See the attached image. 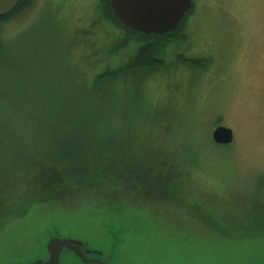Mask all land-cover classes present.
Here are the masks:
<instances>
[{
	"label": "rangeland",
	"instance_id": "374dc122",
	"mask_svg": "<svg viewBox=\"0 0 264 264\" xmlns=\"http://www.w3.org/2000/svg\"><path fill=\"white\" fill-rule=\"evenodd\" d=\"M15 2L0 0V14L8 11ZM99 2L37 0L31 9L9 24L5 33L10 38L16 37L17 42L2 50L0 120L8 113L16 136L22 137L21 141L26 143L29 151L39 145V150L48 148L55 152L62 145L57 146V139L66 132L70 140L72 131H75L80 136L87 134L89 138H93L90 134L95 133L96 143L102 135H109L113 145L118 146L125 139L135 142L137 138L143 139V144H139L146 147L148 153L156 151L160 160L149 172H144L138 160H134V165L141 172L90 173L75 168L61 172V166L50 172L53 166L50 162H47L44 172H25V169L24 172H9L21 163L13 162L8 154L4 156L5 152H10L12 143L0 137V187L10 185L18 194L24 195L31 191L33 195H39L41 192L87 189L82 191L85 196L80 192L82 198L78 200L82 204L75 206L67 198L62 202L67 201L63 206L75 207H41L2 231L0 264H27L28 260L38 256L35 255L37 252L42 258L45 255L42 247L46 241L42 233L49 230L53 234L56 231L63 238L90 243L93 249L105 253V261L111 262V251L125 226L109 223L107 226L112 239L109 236L103 246L100 240H106L102 231L104 224L102 226L101 221L98 224L91 218H107L110 213L118 215L117 203L105 196V190L114 187L119 190L118 184L139 187L137 191L149 190L148 200L159 195L166 197V194L173 199L189 196L196 201L197 197L205 205L204 210L214 216L219 212L235 215L250 205L259 215L264 213V0H194L185 37L170 44L163 53L168 62L167 69L153 75H131L139 80L143 94L148 93L146 98L150 96L153 99L151 114L147 108L138 110L130 119L131 123L121 122L119 127L103 132L101 129L106 125H113L108 121L102 122L104 117L101 116L102 123L93 129L82 120L89 112H102L112 108V104L104 106L100 103V95L87 97L83 100H88L85 103L69 101L74 80L82 93L91 91L94 85V69H87L88 62H81L80 57L96 49H111L117 40V34L110 26L98 23ZM134 53L135 48H130L127 56ZM122 58L117 59V67L124 64ZM194 58H206L209 64L204 70H194L176 63L178 59L183 62ZM23 89L33 91L26 92L30 95L25 96L30 98L27 102L21 99ZM8 102L10 105L5 107ZM120 104L121 109L136 107L133 95L125 96ZM76 110H83L77 117L79 122L66 124L63 112L75 113ZM24 117L29 120L25 121ZM66 117L70 118L67 114ZM86 118L92 120L90 115ZM218 120L221 126L235 133L233 145L227 148L217 147L212 141ZM200 132L205 136L203 146ZM16 144L20 149L23 147L19 142ZM122 152L116 153V158L112 155L103 157L107 161L97 158L96 164L101 161L100 164L126 166L128 163L117 160ZM200 154V157L205 155L200 165L202 163L206 171L200 172L196 169L201 167L188 165L189 160ZM164 155H167L166 159ZM36 167L38 163H35ZM114 173L124 177L119 179L117 186H110L107 180ZM90 181L96 183L93 190L96 193L90 191L87 185ZM97 193L100 194L95 196ZM71 195L74 192L68 196ZM154 207L161 216L169 212L163 204ZM47 219L49 224L46 222L40 229L36 222L43 223ZM180 221L186 232H206L193 220ZM200 241L204 247L198 252L183 244L184 241L180 243L179 248L186 259L180 264H248L264 258V250H258L263 249L259 248L260 243H255L258 245L255 249L261 254H255L253 250L247 252L254 246L246 247L240 242L211 237L210 234ZM241 241L246 243L247 239ZM119 247L127 259H118L113 264H162L155 257H150V249L136 244L134 238L122 241ZM65 255L68 256L65 264L78 263L71 257L73 255L66 252L63 261Z\"/></svg>",
	"mask_w": 264,
	"mask_h": 264
},
{
	"label": "trees",
	"instance_id": "16d2710c",
	"mask_svg": "<svg viewBox=\"0 0 264 264\" xmlns=\"http://www.w3.org/2000/svg\"><path fill=\"white\" fill-rule=\"evenodd\" d=\"M36 1L37 0H16V2L8 11L0 14L1 63L2 50L17 42L16 37L10 38L6 35L5 32L7 27L9 24L20 18L25 12L31 9ZM98 10V23L100 22L110 26V28L115 31L113 33L117 34L116 43L112 45L111 49L106 51L96 49L95 52L93 51V53H89L87 52V47L85 48V51L87 52L86 56L81 55L83 58L80 57V59L81 62L84 60L88 62L87 69H94V85L91 91H84V93H82L78 91L77 85L75 84L76 81L74 80V84L70 90L71 97L68 98L69 101L76 104L77 102H87L88 100L83 102V100H85L87 97H98V95H100V103H103L104 106L112 104L113 110L112 108H106L103 109L104 111L102 112L91 111L86 117L90 115L92 120H89L86 117L82 120V123H87L92 129L97 128L94 126H98L102 122L108 121L113 124L111 126L106 125L104 129H101L103 132L115 127H119L121 122L122 124L131 123L132 121L130 119L138 110L147 108L149 109L148 113L151 114L153 108V99L150 96L146 98L148 93L143 94V89L141 85H139V80L132 78L131 75L140 73L153 75L163 72L167 69L168 62L166 61V57H164L163 53L165 49L170 46V44L180 41L185 37L187 28L186 25L189 15L192 11L186 15L180 26L175 31L161 36L139 33L127 27L114 14L110 0H100ZM130 48H135V53L132 56H127ZM119 57H123L122 59L125 61L123 65L117 67L116 61ZM176 63L190 69L193 68L194 70H204L209 64V61L206 58H194L183 60V62L178 59ZM98 66H100V69L95 70ZM1 67L2 66H0V70ZM72 72L74 74H78L73 70ZM129 84L132 86H129ZM22 91L21 99L23 98L27 102V100L30 98L25 97L27 95L26 92L30 93L33 91L24 89ZM127 95H133V104L136 105V107L132 109L129 107L127 109H121L120 103L123 102L125 96ZM2 97L3 96L0 93V99ZM147 100L149 103H147ZM138 104L142 107H137ZM9 105L10 103L8 102L5 107ZM11 108L13 107L11 106ZM154 111L152 113H154ZM2 112L7 113L3 109ZM63 113H65V123L69 124L71 122L72 124L74 122H79L77 121L79 118L78 116L83 113V110H76L75 113ZM109 113L111 114L109 115ZM66 114L70 118H67ZM101 116L105 118V121L100 122ZM2 118L3 120H0V137H4L7 142L9 141L12 143L10 152H5L4 156L6 157L8 154L9 156L7 157H12L13 162L21 163L15 166V168L9 170V172H41L42 170L44 172L46 170L44 167L47 165V162H50L51 165H53L50 169V172H55L58 166L63 167L61 172H70L69 168H75L81 172H85L86 170L90 173L141 172L140 170L138 171V168L134 165V160H138V163L143 168L144 172H149L154 164H157V162L160 160L156 151L148 153L147 148L139 144L140 142L143 144V139L137 138L136 142L131 139H125L123 144L118 146L117 144L113 145V140L109 138V135H102L100 141L96 143L94 142L95 133L90 134V136H93V138H89L87 137V134L80 136L75 131H72L74 133L71 135L70 140L67 137L69 134H66V132L57 139V146L60 144L62 145L59 149L56 148L55 152L48 148L46 151L44 149L39 150V145H36L32 151H29V149L26 147V143L21 141L22 137L16 136L11 123L12 120L10 119L8 113L7 116H3ZM24 119L25 121L29 120L28 117H24ZM217 123L218 124L215 125V128L221 126L219 124L220 120H218ZM199 138L201 146H203V143L205 142L204 132H200ZM16 142H19L23 147L20 149ZM216 146L221 147L218 145ZM227 147L228 146H225L223 148ZM120 150L123 151L121 153L123 155L117 160L128 163L126 166L117 167L107 163H99L101 161H107V158L103 159V157L106 156L112 155L113 158H116L115 154L119 153ZM149 154L153 155L149 156ZM200 156L201 154L195 159L189 160L188 165H195L197 168L201 167L200 169H196L197 171H206V169L203 168L204 165L202 163L200 165L201 159H205V155H203V157ZM166 157L167 155L163 156L164 159H166ZM97 158H101L102 160L96 164ZM35 163H38V167L36 168ZM181 163L183 165V162ZM121 177L124 176L114 173L107 181L110 183V186H117ZM94 184H96L94 181L87 183V185L90 187V191L95 190L96 185ZM100 184L103 188V184L101 182ZM6 186L7 187H0V233L9 228V226L14 221L26 217L33 210L38 208L64 207L63 205L67 201L64 203L62 202L67 200V198H70L69 201H72V204L75 206L82 204V201L78 200L81 197L80 192L83 196H85L86 194H84L82 191L87 190L85 187H83L81 191L72 190L70 192H74V195L71 196H68L70 192L63 191L41 192L39 195H33V191H31L24 195L18 194L17 191L10 188V185ZM117 187L120 189L117 190L114 187L110 190H105L107 193L105 196H108L112 202H115V204L117 203L116 210H119V212H117L118 215L110 213L108 214L107 218H105V216L102 218L101 216H95L97 218L91 219L97 220L95 222H98V224L101 221L102 226L103 224H107L110 221H113L117 226L124 225L127 229V231L123 233L124 241L126 239L129 240V238H134L136 244L138 243L142 247H147L150 249L148 250L150 253L149 256L155 257L162 264L183 263L186 259L184 258V253L179 248L180 243L184 241L183 244L188 245L190 248L192 247L194 252H198L200 248L204 247L200 240L209 234L211 237H216L223 240L228 239L232 242H240L246 247L254 246L247 252L253 250L256 252L255 254H261V252L255 249V246H258L255 243H260L261 246H259V248H263L258 250H264V213L262 212L261 215H259V213L253 210L251 205L247 209H243L235 215H225L224 213L219 212L216 213V216H214L204 210L205 205L197 200V197L196 201L189 196H179L177 199H173L169 198V196L166 194V197L164 195H159L158 198L156 197L155 199L148 200L147 195L149 190L147 189L137 191V189H140L139 187L125 184H118ZM98 194L100 193L95 194V196ZM161 203L166 206V211H169L164 212L162 216L155 212L156 210L154 207L157 205H162ZM75 206L71 205L64 208L71 209ZM129 208L132 209L128 210ZM170 219L173 222L169 221ZM180 219H188L189 221L193 220V222L200 224V226L202 225L207 234L206 232L200 234L196 232H186L182 229V223ZM261 219L262 221H260ZM47 221H49V219L43 223L37 221L36 224L40 229H42L44 228V225L48 223ZM103 227L104 228H102V231L105 234L103 237L106 240H100V244L107 242L109 236L112 239V235L108 234L107 227ZM42 236H46V231L42 233ZM243 239H247V242H242L241 240ZM125 259H127V257L120 248L119 260L123 261ZM259 261H264V258H261Z\"/></svg>",
	"mask_w": 264,
	"mask_h": 264
},
{
	"label": "water",
	"instance_id": "95a60500",
	"mask_svg": "<svg viewBox=\"0 0 264 264\" xmlns=\"http://www.w3.org/2000/svg\"><path fill=\"white\" fill-rule=\"evenodd\" d=\"M110 2L114 14L123 24L147 35H166L176 30L193 7V0H110ZM212 139L219 146H229L235 141V133L228 127L219 126L213 131ZM109 223L116 226L113 221ZM109 223L104 226L111 234L107 226ZM126 231L124 227L111 251V262H107L104 260L105 253L93 249L90 243L80 239L63 238L58 236L56 231L53 234L49 230L46 232V241L42 247L45 255L41 258L40 252H37L35 255L38 256L28 260L27 264H65L68 257L65 255L63 261L65 252L70 254L69 256L73 255L74 257H71L77 260V264H113L119 259V243L124 241L123 233ZM248 264H264V261L253 260Z\"/></svg>",
	"mask_w": 264,
	"mask_h": 264
}]
</instances>
